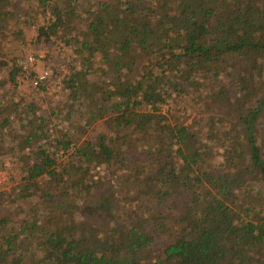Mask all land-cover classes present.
I'll use <instances>...</instances> for the list:
<instances>
[{
    "label": "trees",
    "instance_id": "1",
    "mask_svg": "<svg viewBox=\"0 0 264 264\" xmlns=\"http://www.w3.org/2000/svg\"><path fill=\"white\" fill-rule=\"evenodd\" d=\"M38 2L53 18L38 38L61 31L81 67L63 80L69 129L55 152L35 144L42 119L13 151L25 217L10 231L0 217V264H264V0ZM230 62L243 73L233 90L218 79ZM194 77L218 88L223 118L184 125L175 108L162 113ZM13 109L0 105V148ZM71 144L81 163H57ZM96 166L124 189L117 221L66 203L111 184L91 179Z\"/></svg>",
    "mask_w": 264,
    "mask_h": 264
},
{
    "label": "rangeland",
    "instance_id": "2",
    "mask_svg": "<svg viewBox=\"0 0 264 264\" xmlns=\"http://www.w3.org/2000/svg\"><path fill=\"white\" fill-rule=\"evenodd\" d=\"M10 1L13 5H8L6 9L11 14L7 22L0 24V105L14 106L13 111L8 114L10 126L3 130L4 137L0 148V171L4 172L5 178H7L5 185L0 188V217H6L9 222L6 228L7 231L17 228L21 219L25 217L20 213L18 202L14 201L15 194L19 190L18 184L23 174L18 170L14 162L13 151L20 150L19 142L23 139L25 131L30 128L31 124H36L38 119H42L44 121L43 132L45 136L41 141L36 140L35 144L49 152H55L56 140H60L62 138L61 134L64 132L68 133L69 129L65 119L69 103L68 90L64 86L63 80L71 73L72 69L78 70L81 67V60L75 52L76 47L74 44L66 45L58 37L61 36V31L58 32V36L50 35L46 40L38 38V29L49 25L52 19L50 11L43 9L39 5V0ZM65 34L67 35L66 38L69 39V33H63V35ZM74 35L78 36V34L73 32L71 37ZM27 54L43 55L44 64L50 66L54 71V80L60 87L58 92H50L49 94L37 92L29 85L17 84L16 79L14 83L10 80L13 71L12 62L14 59ZM229 60L232 61V59ZM232 64L230 62L228 66H221V75L218 78L221 82L225 81L224 83L231 81L232 86H229L231 90L236 89L235 85L238 83V75H243L239 70V65L231 66ZM174 80L179 81V79ZM194 82L196 83L192 86H186L185 93L179 95L171 93L168 103L162 105V113L166 114L168 109L171 107L175 108L184 125H190L194 121L203 125L204 121L199 118L200 116L204 118L208 114L223 118V109H226V106L212 102L215 100L214 93L218 88L215 86L211 88L208 83L204 84L200 77H194ZM229 100L234 102L232 97ZM205 103L211 107L206 113L204 111L207 108ZM52 124H55V126H49ZM258 127L259 135H264V120L261 124H258ZM197 128L196 125H193L194 130ZM202 130L204 133L206 132L205 126H203ZM9 132L10 135L8 134ZM86 135L87 133L82 135L81 139L85 138ZM78 136L79 134H77ZM71 146L72 149H69L65 154L60 153L63 150L58 148L59 152L56 154L57 163L71 162L77 165L81 163L72 154L74 145L71 144ZM21 151L27 153L28 148H24ZM221 152L220 149H217L215 154L217 161H221ZM140 170L143 171V174L146 171L144 167L140 168ZM91 175L93 181L106 184L111 182V184L107 185L104 192L92 196L90 200L82 195L77 200H68L69 202H66L67 205L83 214L117 221L116 215L121 212L119 204L124 202L121 201L124 189H119L118 181H112L110 171L101 166L94 167ZM44 178L47 179V177ZM10 200H13V202H10ZM40 206L44 207V204H40ZM34 245L31 247L32 250L35 248ZM25 253L27 254V252Z\"/></svg>",
    "mask_w": 264,
    "mask_h": 264
},
{
    "label": "built area",
    "instance_id": "3",
    "mask_svg": "<svg viewBox=\"0 0 264 264\" xmlns=\"http://www.w3.org/2000/svg\"><path fill=\"white\" fill-rule=\"evenodd\" d=\"M52 20L53 18L51 21ZM43 58V55L40 54H27L14 59L11 65L13 68L12 72L15 71V75L13 80H10L14 83L16 79L17 84L29 85L37 92L46 94H49L50 92H58L60 87L54 80V71L50 66L44 64ZM49 126L54 127L55 124ZM70 149H72V146ZM60 153L65 154V152L62 151ZM6 180L5 173L0 171V186H4Z\"/></svg>",
    "mask_w": 264,
    "mask_h": 264
}]
</instances>
